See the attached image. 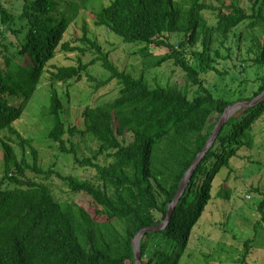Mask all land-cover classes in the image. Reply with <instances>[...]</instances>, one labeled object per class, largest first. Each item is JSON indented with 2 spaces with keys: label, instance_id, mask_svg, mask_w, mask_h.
Listing matches in <instances>:
<instances>
[{
  "label": "trees",
  "instance_id": "1",
  "mask_svg": "<svg viewBox=\"0 0 264 264\" xmlns=\"http://www.w3.org/2000/svg\"><path fill=\"white\" fill-rule=\"evenodd\" d=\"M20 1V10L13 11L0 0V131L15 134L21 148L18 156L13 146L0 138V264H135L133 238L140 229L166 218L184 173L213 134L224 110L264 91V0H223L217 6L206 0H108L99 6L95 24L106 26L125 43L141 44L138 52L147 58L145 69L171 60L185 73L183 85L151 84L143 74L134 76L119 69L96 39L87 37L89 29L82 25L80 40L87 41L99 56L88 63L79 60L76 65H54L55 70H49L51 88L49 104L40 112V118H46L41 137L59 151L72 153L76 165L93 168L100 182L63 175L51 166L41 168L32 139L14 126L48 61L58 51L85 52L64 37L79 8L89 0ZM208 9L214 12L213 23L204 15ZM244 24L261 33L249 31L245 36L239 29ZM173 33H182L183 40L173 43ZM9 34L14 41L8 39ZM243 36L250 38L247 52L253 56L237 54L243 64L240 71L251 62L255 76L236 96L230 90L220 93L217 87L207 85L201 74L212 71L217 78H225L228 70H221L217 63L231 58V47L222 54L212 43L223 45L229 37L239 43ZM197 43L199 48H186ZM150 46L166 50L152 55ZM96 60L107 74L94 89L114 81L117 93L106 101L86 104L81 124H70L62 116L64 104L55 86L81 79ZM191 82L199 87L192 97L188 96ZM263 114L264 98L225 119L167 224L142 234L141 264H179L206 206L214 198L230 197L229 175L216 188L214 179L224 167L231 171L230 160L240 150L252 147L254 125ZM85 134L97 143L87 156L78 153L79 145L71 139ZM27 152L31 162L26 159ZM102 155L110 159L107 164L99 162ZM26 170L34 174L28 175ZM53 173L72 193L90 196L93 205L85 208L74 201H61L47 179ZM249 191L263 195L257 222L264 223V190ZM243 244L246 255L255 245L252 239Z\"/></svg>",
  "mask_w": 264,
  "mask_h": 264
},
{
  "label": "rangeland",
  "instance_id": "2",
  "mask_svg": "<svg viewBox=\"0 0 264 264\" xmlns=\"http://www.w3.org/2000/svg\"><path fill=\"white\" fill-rule=\"evenodd\" d=\"M223 0H206L207 3L217 6ZM5 6L13 11H19L21 7L20 0H2ZM108 0H89L86 6L79 8L77 15L71 21L65 39L70 40L72 45H79L85 48L84 53L80 52H64L58 51L56 55L48 61L45 66L36 90L32 93L29 101L24 106V110L20 118L14 122L15 128L25 137L32 139V144L38 150V164L43 169L51 166L54 171L63 175H75L78 178H89L95 182H100L95 176L93 168L80 167L75 164L73 154L59 151L55 145L49 143L45 137H41L44 131V123L46 118H40V112L49 104L50 83L49 70H55L54 65H76L79 60L82 63H88L90 60L97 58L99 53L89 46L87 41L80 40L82 36V25L85 23L89 29L87 37L94 38L104 52H107L108 58L121 70L131 72L134 76L143 74L151 83L156 81L159 83H185V73L180 67L175 66L171 60L166 61L159 67L144 68V62L147 58L142 57L138 49L142 46L138 43H125L120 37L108 30L106 26L95 24V11L101 4H106ZM205 17L213 23L215 15L212 10L204 11ZM246 36L251 31L255 35H259L261 31L254 27L248 30L246 25L240 28ZM182 33H173L171 41L177 44L183 40ZM8 39L14 41V37L9 34ZM234 37H229L228 41H224L223 45L220 41H214L212 48L218 47L222 54H226V47H231L230 59H219L217 66L221 70H228V74L223 79L217 78L210 71L201 74L205 78L207 85L217 87L219 92L230 90L229 93L236 96L247 82H250L255 76V68L248 62L245 71H240L242 63L238 59V55L242 57H252L247 52L250 46V38L241 37L239 43ZM199 43L193 46H186L187 49L199 48ZM166 49L150 46L152 55L163 53ZM189 51L186 50V53ZM0 61L2 57L0 54ZM239 66V67H238ZM143 71V73H142ZM88 73H83L81 79H72L66 83L58 82L55 86L61 101L63 102L62 116L72 124H81V111L86 104H97L116 95L118 85L111 81L99 89H94L97 81L103 80L106 76V70L101 66L100 60L87 67ZM90 76L91 78H88ZM199 92V87L192 82L188 83V96L192 97ZM260 95V94H259ZM256 96L249 100L255 101L260 98ZM248 101V102H249ZM243 105L232 107V111L228 116L234 114ZM254 142L250 149L246 151L240 150L237 157H232L231 171L227 172V168H222L218 177L214 179V187H218L222 179L228 174V184L231 187V194L228 199L214 198L203 212L200 220L189 236L187 247L179 260V264H264V223H258L260 214L257 210L258 202L262 199L261 193H253L249 188H259L264 190V114L255 122ZM41 134V135H40ZM40 137L38 138V136ZM6 139L14 148L16 154L20 156L19 138L8 132L0 131V138ZM65 139L68 137L66 134ZM76 144L79 145L78 153L87 156L91 150L96 148V141L90 139L88 135H76L71 137ZM126 139L130 136L127 134ZM27 147V146H26ZM28 151V150H27ZM248 156L245 158L244 156ZM26 159L31 162L30 152H27ZM109 158L102 155L99 162L107 164ZM3 169V149L0 144V174ZM25 173L33 175L34 171L26 170ZM42 176V174H40ZM37 179L40 177L35 176ZM53 186V192L61 201H74L85 208L93 205L90 196L86 193H72L67 185L55 174H51L47 178ZM257 226V229H255ZM252 239L255 244L252 249L245 254L244 241ZM252 244V243H251ZM253 245V244H252ZM245 254V255H244Z\"/></svg>",
  "mask_w": 264,
  "mask_h": 264
},
{
  "label": "water",
  "instance_id": "3",
  "mask_svg": "<svg viewBox=\"0 0 264 264\" xmlns=\"http://www.w3.org/2000/svg\"><path fill=\"white\" fill-rule=\"evenodd\" d=\"M260 95H259L260 96L259 99L255 100V101H251V103H250V101L249 102L248 101H237V102H234V103L230 104L224 110V113L222 114L217 126L213 130V134L207 140V142L205 143V145L202 148V150L196 155V157L192 161L190 167L184 173V175H183V177H182V179L180 181L178 191H177L175 197L173 198L172 202L169 203V205H168V211H167L166 218L162 222H160L158 224L147 226V227H144V228L140 229L137 232V234L135 235V237L133 238L132 244H133V250H134L135 264H141V262L139 260V257H140L139 244H140V238H141L142 234H144L145 232L158 230L160 228H163L167 224V222H168V220H169V218L171 216L172 210L174 209V205H175L176 201L178 200L180 194L183 192V190H184V188H185V186H186V184H187L192 172L194 171V169L197 166L198 162L200 161V159L204 155L205 151L212 144V142L214 140V137L217 134L218 130L220 129L222 123L228 117L227 109L228 108H232V107H236V106H240V105L253 106V105H255L256 103H258L260 100H262L264 98V91Z\"/></svg>",
  "mask_w": 264,
  "mask_h": 264
},
{
  "label": "bare ground",
  "instance_id": "4",
  "mask_svg": "<svg viewBox=\"0 0 264 264\" xmlns=\"http://www.w3.org/2000/svg\"><path fill=\"white\" fill-rule=\"evenodd\" d=\"M233 108H228L227 109V113H230L232 111Z\"/></svg>",
  "mask_w": 264,
  "mask_h": 264
}]
</instances>
